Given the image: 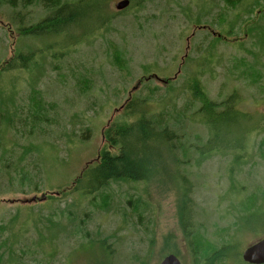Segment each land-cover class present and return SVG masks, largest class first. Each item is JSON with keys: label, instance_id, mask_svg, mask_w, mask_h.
<instances>
[{"label": "rangeland", "instance_id": "374dc122", "mask_svg": "<svg viewBox=\"0 0 264 264\" xmlns=\"http://www.w3.org/2000/svg\"><path fill=\"white\" fill-rule=\"evenodd\" d=\"M118 1L86 0L78 26L46 37L19 32L50 15L41 2L0 7V70L17 52L34 55L26 68L0 72V94L11 97L16 112L13 126L0 132V264H137L136 258L158 264L167 254L193 264L176 213V181L184 173L193 181L201 232L219 241L217 233L234 219L228 204L239 197L230 193L228 154L184 167L176 162L180 152L157 144L146 154L149 178L111 183L102 194L105 204L98 195L86 199L71 191L72 181L96 163L103 130L126 119L129 99L150 98V110L160 112L157 99L169 87L161 81L169 79L180 108V93H189V77L206 59L212 66L199 77L210 98L219 101L236 89L242 110L264 115V46L247 37V25L258 21L264 27V0L249 18V6L240 8L236 21L222 0H155L123 15L116 14ZM218 34L224 37L214 48ZM116 50L121 63L114 61ZM153 64L146 74L152 78L143 80L144 68ZM191 133L205 130L194 127ZM257 134L258 142L263 133ZM253 161L258 164L237 177L244 185L240 198L264 186V162L256 156ZM4 165L10 168L2 170ZM230 233L239 258L263 237ZM227 259L234 264L233 256Z\"/></svg>", "mask_w": 264, "mask_h": 264}, {"label": "trees", "instance_id": "16d2710c", "mask_svg": "<svg viewBox=\"0 0 264 264\" xmlns=\"http://www.w3.org/2000/svg\"><path fill=\"white\" fill-rule=\"evenodd\" d=\"M84 1L86 0H0V7L6 5L12 10L26 9L41 2L50 15L38 23L21 28L19 32L20 35L27 36L33 35L36 31L34 36L46 37L58 35L67 31L68 28L78 26L83 17L80 4ZM106 1L108 2V0ZM153 1L155 0H129V6L116 14L123 15L130 8L137 11ZM222 1L225 6L231 7L234 11L235 21L239 17L240 8L246 9L249 6L248 10L246 9L248 18L256 12V9L261 8L260 0L251 2L247 0ZM259 13L260 10L257 15L261 22ZM235 21L228 23L227 29H232ZM257 23L258 21L250 26L247 25V37L254 40L253 43H262L264 46V27H257ZM217 36L220 39L214 43V48L224 37L221 34ZM226 37L228 36L226 35ZM235 41H238V38H235ZM116 52L114 61L121 63L122 54L118 50ZM33 57L32 53L25 55L17 52L13 58L2 65L0 72L24 69ZM211 63L210 59L202 61L197 73L189 77L192 79L188 85L189 93H180L184 99L180 108L177 96L171 97V94L175 92V87L168 84L169 79L163 80L169 86L165 95L161 100L157 99L158 104L162 107L160 112L155 113L150 110V98L133 97L129 99L124 105L126 119L121 122H111L103 130L104 145L98 152L96 163L88 166L72 181L71 191L75 189L86 199L98 195L105 204L106 198L104 196L102 199V194L107 191L111 183L139 184L149 178L150 159L146 157V154L152 153L157 144L170 149L172 153L180 152L181 160L176 162L179 166L184 167L190 165L192 161H194L195 167H199L213 156L224 157L228 154L231 156L228 167V179L231 183L230 193L238 196L239 200L234 206L228 204V210H232L231 214L232 218L234 215V219L228 224L227 231L223 234L213 233L218 234L219 241L212 240L204 232H201L202 226L194 221L193 181L186 173L176 181L177 221L185 248L193 264H227L229 260L227 258L230 256L234 257L235 261L232 260L234 264H245L239 258L237 248L232 243L233 235L230 232H248L264 237V186H259L249 195L240 198L239 195L244 185L237 180V177H241L244 167H255L258 164L253 161L254 156L264 162V115L249 114L242 110L241 96L236 89H233L228 95H223L219 101L210 98L199 76L205 73L204 71H208L212 66ZM155 67L156 64L145 67L143 70L145 75L141 78L145 81L150 80L152 75L147 77L146 74ZM141 78L137 81L138 83L142 81ZM185 98L187 99L185 100ZM35 107L39 108V104H35ZM14 111L15 107L11 97L0 94V132L6 127L13 126L16 115ZM199 126L205 130V134H192L191 131L194 127ZM188 127L191 131L187 130ZM258 131L263 133V136L257 142ZM252 134H254V139L249 147ZM248 148L250 149L248 150ZM33 149L38 153L37 146H34ZM27 152L30 150L27 149L25 154ZM6 168L10 167L4 165L2 170ZM46 198L52 199L51 196H46ZM100 239H102V243H105L104 239L107 238ZM169 250L168 252L172 253V250ZM135 260L137 264H145L144 260L141 261L139 258Z\"/></svg>", "mask_w": 264, "mask_h": 264}, {"label": "water", "instance_id": "95a60500", "mask_svg": "<svg viewBox=\"0 0 264 264\" xmlns=\"http://www.w3.org/2000/svg\"><path fill=\"white\" fill-rule=\"evenodd\" d=\"M129 6V0H120L115 4L116 11H122ZM162 83L163 80L161 81ZM35 198H32L34 201ZM241 261L245 264H264V237L260 238L254 244L247 246L241 252ZM158 264H180L174 254H167Z\"/></svg>", "mask_w": 264, "mask_h": 264}, {"label": "bare ground", "instance_id": "6f19581e", "mask_svg": "<svg viewBox=\"0 0 264 264\" xmlns=\"http://www.w3.org/2000/svg\"><path fill=\"white\" fill-rule=\"evenodd\" d=\"M138 84H140V83H138ZM45 197H46V195H45Z\"/></svg>", "mask_w": 264, "mask_h": 264}]
</instances>
